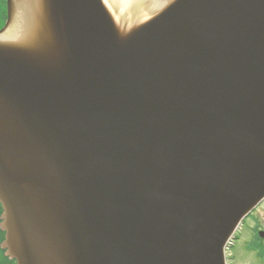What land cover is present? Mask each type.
I'll list each match as a JSON object with an SVG mask.
<instances>
[{
	"label": "water",
	"instance_id": "obj_1",
	"mask_svg": "<svg viewBox=\"0 0 264 264\" xmlns=\"http://www.w3.org/2000/svg\"><path fill=\"white\" fill-rule=\"evenodd\" d=\"M107 1L7 0L6 253L227 264L264 199V0Z\"/></svg>",
	"mask_w": 264,
	"mask_h": 264
},
{
	"label": "flooded vegetation",
	"instance_id": "obj_2",
	"mask_svg": "<svg viewBox=\"0 0 264 264\" xmlns=\"http://www.w3.org/2000/svg\"><path fill=\"white\" fill-rule=\"evenodd\" d=\"M7 12V0H0V22ZM3 208L0 204V264H16L4 247L5 231L1 227ZM226 249L227 264H264V199L245 217Z\"/></svg>",
	"mask_w": 264,
	"mask_h": 264
},
{
	"label": "rangeland",
	"instance_id": "obj_3",
	"mask_svg": "<svg viewBox=\"0 0 264 264\" xmlns=\"http://www.w3.org/2000/svg\"><path fill=\"white\" fill-rule=\"evenodd\" d=\"M106 4L108 5V7L110 8V10L114 13V15H116V19H117V21H122V18H121V16L120 15H125L126 17H130V16H132V14H131V11H132V9L129 7H127V6H120V5H118V8H117V11H115V9L112 7V5L110 4V1L108 0L107 2H106ZM130 11H129V10ZM148 16V15H147ZM146 16V17H147ZM145 18V17H144ZM2 24H1V22H0V26H1Z\"/></svg>",
	"mask_w": 264,
	"mask_h": 264
},
{
	"label": "bare ground",
	"instance_id": "obj_4",
	"mask_svg": "<svg viewBox=\"0 0 264 264\" xmlns=\"http://www.w3.org/2000/svg\"><path fill=\"white\" fill-rule=\"evenodd\" d=\"M112 1L118 2L120 4L127 6V7H130L132 10L136 9L140 5V3L142 2V0H112Z\"/></svg>",
	"mask_w": 264,
	"mask_h": 264
},
{
	"label": "trees",
	"instance_id": "obj_5",
	"mask_svg": "<svg viewBox=\"0 0 264 264\" xmlns=\"http://www.w3.org/2000/svg\"><path fill=\"white\" fill-rule=\"evenodd\" d=\"M6 18V12H5V14H4V18H3V20ZM4 22V21H3Z\"/></svg>",
	"mask_w": 264,
	"mask_h": 264
}]
</instances>
